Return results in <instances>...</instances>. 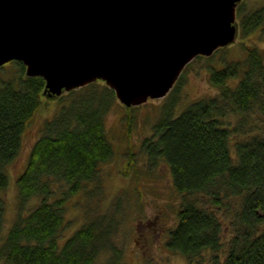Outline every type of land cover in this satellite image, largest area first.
Returning a JSON list of instances; mask_svg holds the SVG:
<instances>
[{
    "label": "trees",
    "instance_id": "trees-1",
    "mask_svg": "<svg viewBox=\"0 0 264 264\" xmlns=\"http://www.w3.org/2000/svg\"><path fill=\"white\" fill-rule=\"evenodd\" d=\"M237 17L242 39L264 30V0L242 1ZM240 46L241 57L220 47L195 58L207 63L216 91L179 109L186 66L164 97L152 134L138 152L127 154L124 174L134 168L143 193L137 155L146 157L148 175L161 162L168 165L179 203L167 246L188 264H264V48L243 40ZM45 88V78L28 76L21 60L0 66V264H95L106 251L104 264H126L124 249L113 239L115 218L87 211L83 223L70 234L66 230L69 201L77 193L92 194L102 182L103 165L117 155L107 128L110 113L122 111L130 134L131 112L141 106H124L102 79L55 103ZM42 111L52 112L24 169L13 175L26 131ZM9 188L17 196L7 227Z\"/></svg>",
    "mask_w": 264,
    "mask_h": 264
},
{
    "label": "water",
    "instance_id": "water-1",
    "mask_svg": "<svg viewBox=\"0 0 264 264\" xmlns=\"http://www.w3.org/2000/svg\"><path fill=\"white\" fill-rule=\"evenodd\" d=\"M242 0H0V66L61 95L102 79L124 106L167 96L199 55L234 42Z\"/></svg>",
    "mask_w": 264,
    "mask_h": 264
},
{
    "label": "rangeland",
    "instance_id": "rangeland-1",
    "mask_svg": "<svg viewBox=\"0 0 264 264\" xmlns=\"http://www.w3.org/2000/svg\"><path fill=\"white\" fill-rule=\"evenodd\" d=\"M247 1L249 4H254L258 0ZM236 29L237 33L234 42L225 47H231L229 49L231 56L233 55L237 58L244 55V51L240 46L242 40L246 44H255L260 48H264V30L258 29L249 37L242 39L238 17ZM206 64L201 59L193 61L191 65H187L186 80L181 90L182 97L178 103L179 109L188 104V102L206 94H213L216 91L211 83L208 82ZM66 92L68 91L64 90L62 94ZM61 95H47V98L50 101L53 100L52 103H55L54 101ZM164 102V97L159 99L150 98L140 105L141 108L137 112L132 111L131 113L134 114V127L130 134H127L125 123H122V111L114 110L110 113L107 128L116 145L117 155L109 163L103 165L101 179H99L102 182L98 185V188L93 187L92 194L87 196L85 192L77 193L69 201L68 216L71 226L67 228L66 234H70L73 229L85 221V212L87 211L90 212L89 216L100 214L107 215V218H115L117 225L116 230H114L115 234L113 233V239L117 245L124 249V261L126 264H188L189 262L183 254L170 250L167 246L170 230L176 224L174 209L179 203V194L173 185L168 165L165 162H161L158 171L148 175L146 157L141 154L137 155V166L142 172L139 179L141 186L143 185L142 188H146L144 193L137 189L139 185H137L134 168L131 169L128 175L124 174L129 150L138 152V146H140L142 139L152 134L151 125L154 124L159 116L160 106ZM51 112L42 111L34 120L35 122L27 129L23 141L24 147L12 167L11 172L13 175H17L24 169L30 149L40 135V125ZM93 186H96V184ZM15 189L9 188L5 194L9 205L6 214L7 227L14 218V204L17 196ZM226 229L229 230L227 226ZM106 252L108 253L102 254L95 264L105 263L106 257L110 254L109 251ZM210 256V253L207 254L205 261L209 260Z\"/></svg>",
    "mask_w": 264,
    "mask_h": 264
}]
</instances>
